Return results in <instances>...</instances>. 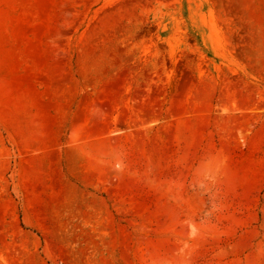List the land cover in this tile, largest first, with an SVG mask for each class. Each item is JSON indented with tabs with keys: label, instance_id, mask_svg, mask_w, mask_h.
Returning <instances> with one entry per match:
<instances>
[{
	"label": "rangeland",
	"instance_id": "374dc122",
	"mask_svg": "<svg viewBox=\"0 0 264 264\" xmlns=\"http://www.w3.org/2000/svg\"><path fill=\"white\" fill-rule=\"evenodd\" d=\"M3 126L51 191L0 264H264V0H0Z\"/></svg>",
	"mask_w": 264,
	"mask_h": 264
},
{
	"label": "crops",
	"instance_id": "0c3cea01",
	"mask_svg": "<svg viewBox=\"0 0 264 264\" xmlns=\"http://www.w3.org/2000/svg\"><path fill=\"white\" fill-rule=\"evenodd\" d=\"M0 127V214L19 213L22 208L31 213L46 212L43 206H21L20 192L39 191V199L51 191V179L38 177L37 173L50 172L51 129L46 127L9 129ZM5 132L14 134L12 150L7 149ZM9 148V147H8ZM34 169V176L32 173ZM9 174V175H7ZM5 175L4 178H1Z\"/></svg>",
	"mask_w": 264,
	"mask_h": 264
}]
</instances>
